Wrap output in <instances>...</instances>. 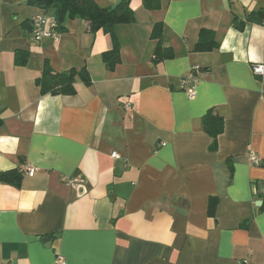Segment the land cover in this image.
<instances>
[{
	"label": "crops",
	"instance_id": "0c3cea01",
	"mask_svg": "<svg viewBox=\"0 0 264 264\" xmlns=\"http://www.w3.org/2000/svg\"><path fill=\"white\" fill-rule=\"evenodd\" d=\"M115 7L122 0H95ZM130 0L113 37L66 18L59 40L32 39L40 10L0 0V264H264V0ZM156 22L173 57L155 61ZM237 24H242L239 29ZM203 29L215 48L197 52ZM77 77L73 95L43 94L45 62ZM199 66L196 97L180 81ZM210 111L225 121L217 150ZM116 152L121 159L112 157ZM251 154L261 165L250 162Z\"/></svg>",
	"mask_w": 264,
	"mask_h": 264
},
{
	"label": "trees",
	"instance_id": "16d2710c",
	"mask_svg": "<svg viewBox=\"0 0 264 264\" xmlns=\"http://www.w3.org/2000/svg\"><path fill=\"white\" fill-rule=\"evenodd\" d=\"M130 0H122L115 7H103L95 0H27V4L46 14H53L58 23L59 32L65 29L66 18H82L89 24V31L95 33L103 30L113 37V46L104 53V60L110 68H114L121 60L120 45L115 35V27L119 24L130 23L134 20V13L129 7ZM149 10H157L161 7L160 0H143ZM248 23L264 25V8L253 11L246 16ZM27 25L31 32V19ZM151 38L157 41L155 49V61H163L173 57L171 48L163 47L164 24H154ZM215 48L214 33L203 29L196 46L197 52H208ZM77 77H82L89 84V72L86 68L78 70L71 68L64 72L55 71L48 61L45 62L42 75L37 83L43 94L73 95L77 92L75 83ZM182 91V90H181ZM224 118L214 111L208 112L203 117V128L206 134L214 138L211 150L218 148V138L224 133ZM21 169H14L0 173V182L12 186H19L22 178Z\"/></svg>",
	"mask_w": 264,
	"mask_h": 264
},
{
	"label": "built area",
	"instance_id": "2783aa9c",
	"mask_svg": "<svg viewBox=\"0 0 264 264\" xmlns=\"http://www.w3.org/2000/svg\"><path fill=\"white\" fill-rule=\"evenodd\" d=\"M31 36L32 39L37 43H42L49 38H53L58 41L60 37V32L58 30V23L53 14L39 13L31 18ZM201 72V68L199 66H194L191 70L182 77L180 81V90L186 93L188 98L193 99L196 97V87L199 82L198 75ZM253 72L256 75L264 74V66L263 65H255L253 66ZM112 157L115 159H121V156L116 152L112 153ZM250 162L253 165H261L262 160L256 156L255 154H251ZM37 171L32 165H25L23 168V173L27 176H33ZM60 261L62 264H66L65 260L60 257ZM239 264H251L249 261L245 260L240 262Z\"/></svg>",
	"mask_w": 264,
	"mask_h": 264
},
{
	"label": "water",
	"instance_id": "95a60500",
	"mask_svg": "<svg viewBox=\"0 0 264 264\" xmlns=\"http://www.w3.org/2000/svg\"><path fill=\"white\" fill-rule=\"evenodd\" d=\"M237 25H238L239 29H243L244 28V26L242 24H237Z\"/></svg>",
	"mask_w": 264,
	"mask_h": 264
}]
</instances>
